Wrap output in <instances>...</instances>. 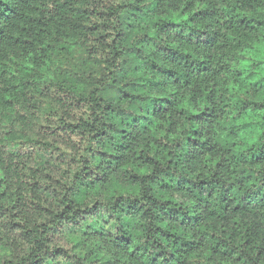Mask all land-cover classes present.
<instances>
[{
	"label": "clouds",
	"instance_id": "clouds-1",
	"mask_svg": "<svg viewBox=\"0 0 264 264\" xmlns=\"http://www.w3.org/2000/svg\"><path fill=\"white\" fill-rule=\"evenodd\" d=\"M0 264H264V0H0Z\"/></svg>",
	"mask_w": 264,
	"mask_h": 264
}]
</instances>
